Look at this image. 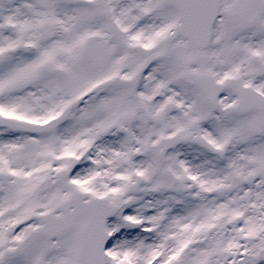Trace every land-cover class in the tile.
I'll return each mask as SVG.
<instances>
[{
  "label": "snow or ice",
  "instance_id": "1",
  "mask_svg": "<svg viewBox=\"0 0 264 264\" xmlns=\"http://www.w3.org/2000/svg\"><path fill=\"white\" fill-rule=\"evenodd\" d=\"M0 264H264V0H0Z\"/></svg>",
  "mask_w": 264,
  "mask_h": 264
}]
</instances>
